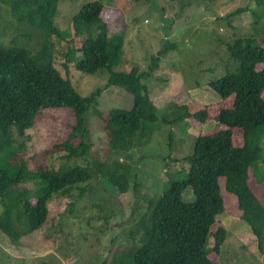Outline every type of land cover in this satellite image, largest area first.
<instances>
[{
  "label": "rangeland",
  "instance_id": "obj_1",
  "mask_svg": "<svg viewBox=\"0 0 264 264\" xmlns=\"http://www.w3.org/2000/svg\"><path fill=\"white\" fill-rule=\"evenodd\" d=\"M90 1L94 0H62L56 17V24L65 31L62 39H54L57 68L81 96L101 90L88 117L91 152L69 164L88 167L94 160L111 166L117 160L127 164L129 191H116L90 167L93 179L69 193L55 195L49 203L48 221L39 229L17 241L0 230V264H111L116 253L138 239L151 200L163 193L168 181L187 178L190 165L183 157L193 154L195 139L221 128L214 117L222 107L231 105L232 97L222 102L208 82L235 71L237 62L229 57L227 46L240 37H254L264 44L263 0H100L109 34L125 38L114 71L135 68L157 107L151 142L118 155L110 147L105 119L114 108H131L132 98L122 87H107L106 70L94 75L79 72L75 62L81 54L72 52L81 43V37L72 36V18ZM240 8L243 10L237 11ZM12 40L32 53L43 44L38 30L17 21L8 5L0 3V43L8 45ZM69 54L73 60L68 59ZM263 67L264 63L259 65V69ZM200 109L208 113L204 124L190 117ZM74 123L70 108L43 110L23 138L15 136L17 144L26 146L20 156L32 169H59L65 163V152L49 151L68 138ZM232 140L233 145L243 146L242 130H236ZM262 147L264 158V139ZM259 164L251 185L264 204V161ZM219 185L224 191L223 178ZM28 186L30 193L37 187ZM221 196L224 210L216 219L227 233L218 252H209L210 260L216 264H264V246L260 248L251 225L241 217L237 198L227 192ZM182 198L194 201L191 187ZM212 245L209 236L206 247Z\"/></svg>",
  "mask_w": 264,
  "mask_h": 264
},
{
  "label": "trees",
  "instance_id": "obj_2",
  "mask_svg": "<svg viewBox=\"0 0 264 264\" xmlns=\"http://www.w3.org/2000/svg\"><path fill=\"white\" fill-rule=\"evenodd\" d=\"M61 1L0 0L17 21L29 24L43 36L42 48L35 53L14 44L15 40L8 45L0 43V230L14 241L48 221L49 203L55 195L90 182L94 177L90 167L116 191H129L127 164L118 160L112 166L97 160L88 167L69 164L91 152L88 117L101 90L81 96L56 66L54 39L65 36L56 24ZM103 10L104 4L94 0L73 16L72 36L81 37V43L72 52L81 54L75 62L79 72L94 75L106 70L107 87H122L132 98L131 108H114L105 119L110 147L119 155L149 144L158 116L137 70L114 71L122 58L125 38L123 34H109L110 24L103 20ZM227 49L237 62L235 71L208 82L222 102L232 97L231 105L222 107L214 117L221 128L195 139L193 154L183 157L190 165L187 178L168 181L163 193L151 200L141 219L138 239L116 253L111 264H216L209 252H218L227 233L216 219L224 210L222 192L237 198L241 217L251 225L260 248L264 246V204L251 185L254 169L264 161V67L259 69L264 63V44L254 37H240ZM67 56L74 59L73 54ZM56 108L72 109L75 118L68 138L49 151L65 152V163L59 169H32L20 156L26 146L17 144L15 136L23 138L39 113ZM190 117L204 124L208 113L200 109ZM236 129L243 132L241 147L233 145ZM220 178L224 179V191ZM28 184L37 186L33 193ZM188 187L193 190V202L182 198ZM209 236L213 238L210 249L206 247Z\"/></svg>",
  "mask_w": 264,
  "mask_h": 264
},
{
  "label": "crops",
  "instance_id": "obj_3",
  "mask_svg": "<svg viewBox=\"0 0 264 264\" xmlns=\"http://www.w3.org/2000/svg\"><path fill=\"white\" fill-rule=\"evenodd\" d=\"M236 130H238V129H236ZM236 130H235V131H236ZM240 130H241V129H240ZM233 134H235V132H233Z\"/></svg>",
  "mask_w": 264,
  "mask_h": 264
}]
</instances>
